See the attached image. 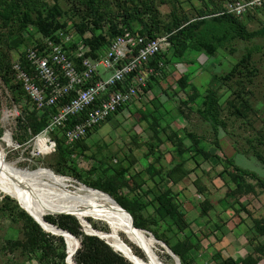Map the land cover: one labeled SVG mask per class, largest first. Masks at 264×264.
Wrapping results in <instances>:
<instances>
[{"label": "rangeland", "instance_id": "374dc122", "mask_svg": "<svg viewBox=\"0 0 264 264\" xmlns=\"http://www.w3.org/2000/svg\"><path fill=\"white\" fill-rule=\"evenodd\" d=\"M66 1L61 0L62 10L65 11L61 20L67 21L68 25H72L73 28L74 25L81 22L82 18L73 12H68L71 3L68 5ZM215 1L227 2L228 0ZM111 2L113 21L126 26L125 18L121 14L122 9L119 7V3L122 4L124 0H111ZM173 2L178 7L180 16L185 14L192 19L202 16V11H206L207 4L209 7L211 6L208 0H156L155 14L156 18L162 21V27L172 23ZM131 5L128 3L127 6ZM152 14L154 13L143 14L141 18L136 19L132 24L133 28L143 30L145 22L151 23ZM243 20L249 29H259L264 24V10ZM97 32L100 33L102 30ZM92 34L94 33L88 31L86 35L90 37ZM41 37L42 34L35 23H30L28 28L23 29L18 22L12 21L4 24L3 21H0V145L4 158L16 162L20 169L28 172L40 169L67 176L72 179L66 187L70 190H77L81 184L95 188L92 185H99V183L107 182L110 179L112 180L111 186L118 192L127 193V197L132 202L143 201L147 204L146 207H143L142 213L148 217L157 216L154 206L148 201L160 192L168 191L170 196L176 197L181 208L186 212L189 227L180 234V237L183 238L185 233L193 236L194 241L198 244V248L193 250L197 264H217L214 256L218 251L224 257L234 259L253 252L254 248L250 239L254 234L250 231L254 225V218L264 217V193L258 196L250 194L241 199V202L247 204L251 214L246 210L238 212L234 208H229V200L226 195L228 190L235 186L232 177L229 173H224L222 177L218 175L224 166L219 164L215 157L198 166L192 157V151L185 154L187 158L185 167L191 169V172L185 173L184 169L178 170L174 175L175 179L169 180L168 184L158 174L151 176L147 169L150 164H154L158 169H168L181 161L175 150L177 144L173 131L176 132L177 137H182L184 135L183 128L186 126L191 131L205 134L211 141L214 140L211 124L200 116L196 107L183 105L182 101L186 95L179 90L176 83V79L189 67L200 66L191 76L193 83L200 89L211 84L219 90L222 96L223 116L228 122L227 130L221 129L219 133L223 152L234 157L239 165L253 169L264 176V163L254 153L257 148L264 155V37L255 38L250 42L234 41L232 43L235 50L233 54L223 51L224 53L219 54L216 58H209L204 53L193 52L185 60L172 61L168 65L167 71L170 74L166 81L163 80L149 92L140 94L136 105L110 117L93 131L74 153L64 156L59 154L58 148L57 151L40 153L38 141L36 143L33 138L25 141L28 127L24 126L26 122L22 119L24 117L26 119L33 113L29 111L30 104L24 91L13 85L12 68L15 60L21 56L33 39L36 41ZM248 47L261 48V50L253 53L252 62L258 71L250 78H244L245 86L237 82L236 78L225 82L215 79V76L229 72L236 58L241 57L246 51L245 48ZM100 48L101 52L104 46ZM171 53L170 51V55ZM191 61L195 63L192 65ZM103 74L107 75L109 72L103 71ZM167 82L173 86L172 91L166 89ZM238 90L244 93L250 91L245 96L249 97L253 109L249 120L246 121L232 116L227 110L228 101L236 97ZM176 92H179L178 95ZM180 108L185 111L184 114L181 113ZM9 132H11L12 138L14 137L13 139ZM185 143L189 145L190 140L186 139ZM211 149L216 151L214 145H211ZM223 152L220 151L221 154ZM159 154H163V157L158 160ZM53 167H56L55 169H58L59 172L55 173L52 170ZM229 171L234 173L232 168ZM248 178L253 181L252 176H248ZM127 181H130L132 185L136 182L140 186L139 188L144 192L143 198L136 194V190L131 189V185H126ZM107 194L117 203L112 195ZM6 197H10L18 204V201L24 203L26 208L35 214L33 208L24 200L4 192L0 187V205L5 206L6 203L13 205L8 202ZM206 197L217 205L210 217L201 216V203L206 202L204 201ZM222 199L224 201L221 203ZM225 206L228 207L225 209ZM58 211L61 210L48 207L43 218L46 215L54 216L61 213ZM89 217H92L101 227L96 228L97 230H110L108 222L102 218ZM170 220L169 217L159 222L160 231L167 229ZM103 227L106 228L103 229ZM16 228L17 225L3 216L0 210V264H17L19 262L17 253L5 249L8 241L17 235ZM143 233L150 235L146 232ZM120 236L125 241L138 246L137 242L131 241L124 232L121 231ZM260 240L264 242V237H260ZM151 249L156 259L158 260L159 256L163 264H176L175 259L159 243H153ZM144 259L151 262L149 256ZM25 264L38 263L33 259ZM257 264H264V258Z\"/></svg>", "mask_w": 264, "mask_h": 264}, {"label": "trees", "instance_id": "16d2710c", "mask_svg": "<svg viewBox=\"0 0 264 264\" xmlns=\"http://www.w3.org/2000/svg\"><path fill=\"white\" fill-rule=\"evenodd\" d=\"M208 1L212 8L207 4L205 6L206 11H202V16L193 19L185 14L180 16L179 9L175 5V2H173L171 12L172 23L165 24L163 27L161 26L163 24L162 21L156 18V0H124L122 4L119 3V7L122 9L121 14L126 21V26L113 21L111 0H67L66 2L68 5L71 3L68 12H73L82 18L80 23L73 24L75 26L73 28H75L78 36L89 47L90 51L87 52L89 56L99 57L100 47L108 46L117 35L122 34L125 30L138 31L150 38L168 34L167 41L169 45L167 52L161 53L158 56L159 59L163 58L166 63L163 76L153 77L149 81L147 88L140 89V94H143L149 92L155 85L162 83L163 80L166 81L170 74L167 71L168 65L172 61L185 60L193 52L204 53L209 58H216L219 54H223V51H228V53L233 54L235 52L232 47L234 41L242 40L250 42L255 38L264 37V24L259 29L251 30L243 20L246 17L251 18L255 16L257 12L263 11L264 8L249 12L244 16H237L228 12L226 7L229 2L235 0H228L227 2ZM128 3L132 5L128 7ZM61 4V0H0V21H3L4 24L12 21L18 22L23 29L28 28L30 23H35L42 34L40 39L36 41L33 39V42L31 41L26 50L21 54L20 59L24 67L28 68L29 66L26 59V52L29 47L43 48L47 38L59 40L58 32L61 30L67 31V29L72 27V25H68L67 21L61 20L65 13L62 10L63 6ZM151 12L154 14H152L153 18L150 24L145 22L143 30L133 28L132 24L136 19L141 18L143 14ZM162 29L165 30L161 31ZM98 30H102V32L98 33ZM88 31L94 34L89 37L86 35ZM74 47H76V43H72L70 46V48ZM245 49L246 51L242 56L236 58L230 71L223 75L215 76V79L225 82L236 78L237 82L245 86L244 78H250L258 71L252 62V56L255 51H260L261 48L248 47ZM170 51L172 52L171 55ZM190 63L193 65L195 62L191 61ZM198 68L200 66L189 67L176 79V83L179 86V90L183 91L186 95V98L182 101L183 105L196 107L200 116L211 124L214 131V140L211 141L207 135L191 131L186 126L183 128L184 135L182 137H177L176 132L173 131L177 144L175 150L181 161L168 169H158L154 164H150L147 170H149L151 176L158 174L168 184L169 180L174 178L178 170L184 169L185 173L191 172V169L185 167L187 163L185 154L187 152H193L192 157L196 160L198 166L215 157L218 163L224 166L218 175L222 177L224 173H229L235 185L228 190L226 195V198L229 200V208H234L238 212L246 210V212L251 214L247 208V204L241 202V199L250 194L256 196L261 193L263 194L264 176L253 169L239 165L234 157L223 152L219 133L221 129H224V131L227 130L228 122L223 116L224 104L222 102V96L219 90L211 84L200 89L193 83L191 76ZM13 74L14 87L24 91L22 84L15 81L14 69ZM166 89L172 91L173 86L168 83ZM176 93L178 95L179 92ZM247 93L238 90L236 97L228 101L229 106L227 108L232 116L244 119L245 121L249 120L250 113L253 109L249 97L245 96ZM24 94H26L25 91ZM29 104V111L33 114H30L26 119L25 117L22 119L26 122L24 126L28 127L25 141H29L30 138L35 139L47 125L51 113L55 111L53 108H45L44 110L37 109L30 101ZM181 109L179 110L184 114L185 111ZM96 129L98 127L94 128L74 148L66 144L63 136L58 133H53L52 136L57 142L56 151L58 148V152L62 156L74 153L78 146ZM186 139L190 140L189 145L185 143ZM211 145L215 146L216 151L211 149ZM220 151L223 153L221 154ZM254 153L264 163V155L257 148L254 150ZM161 157H163V154H159L158 160ZM55 168L53 167L52 170L55 173L59 172ZM231 168L234 173L229 171ZM248 176H252L254 182L249 180ZM111 181L109 179L107 182L92 186L112 195L123 208L132 214L136 227L147 229L158 239L164 241L179 256L182 264H197V258L194 256L193 250L198 248V244L194 241L193 236L185 233L183 238L180 237V234L189 227V224L186 219V212L181 208L176 197L170 196L168 191L160 192L152 197L148 202L152 203L158 217H148L142 213L143 207H146L147 204L143 201L132 202L127 197V193L118 192L116 188H113L110 183ZM125 183L128 186L131 185V189L136 190V194L140 198H143L144 192L136 182L134 185L130 184V181ZM6 199L11 204L13 203V205H7V203L5 206L0 205V210L3 216L9 218L14 225H17L16 230L18 231L17 235L13 236L15 238L8 241L5 249L17 253L19 261L17 264H25L33 259L38 264H71L69 261L68 245L65 237L59 233L61 231L60 229H63L66 236L71 240L69 246L71 253L76 248L74 260L78 264H134L121 252L115 250L105 239L86 233L82 223L75 215L63 213V211L67 210L58 211L61 213L54 216L46 215L44 219L53 226L54 224L57 225V227H49L45 230L31 215L33 213L22 202L18 201L19 205L10 197H6ZM204 201L206 202L201 203V216L210 217L211 212L216 209L217 205L208 197ZM222 201L224 199L221 200V203ZM226 207L228 206H225V209ZM33 215L39 220L35 214ZM126 216L130 219L129 215L126 214ZM169 217L171 218V222L168 224L169 226L166 230L160 231L159 222ZM88 220L94 228H101L92 217H89ZM250 232L254 234L253 238L250 239L254 248L253 252L246 254L244 257L234 259L232 257L226 258L218 251L214 256L217 264L259 263L264 258V242L260 240V237H264V217L254 218V225ZM256 241H258V244H256ZM125 242L132 247L137 255L146 258L141 248L132 242Z\"/></svg>", "mask_w": 264, "mask_h": 264}, {"label": "built area", "instance_id": "2783aa9c", "mask_svg": "<svg viewBox=\"0 0 264 264\" xmlns=\"http://www.w3.org/2000/svg\"><path fill=\"white\" fill-rule=\"evenodd\" d=\"M226 7L228 12L244 16L264 8V0H235ZM57 35L59 40L47 38L43 48L27 49L28 68L20 57L13 65L15 81L22 84L35 108L55 110L34 139L40 153L56 150L53 133L74 148L94 128L134 106L140 89L147 88L153 77L163 76L166 67L158 56L167 52L168 34L150 38L125 30L97 58L87 55L89 47L74 28ZM72 43L76 47L70 48ZM42 139L47 152L41 150Z\"/></svg>", "mask_w": 264, "mask_h": 264}, {"label": "bare ground", "instance_id": "6f19581e", "mask_svg": "<svg viewBox=\"0 0 264 264\" xmlns=\"http://www.w3.org/2000/svg\"><path fill=\"white\" fill-rule=\"evenodd\" d=\"M9 134L12 138L11 132ZM39 143L41 150L47 152L48 147L45 146L44 140L42 139ZM71 181L72 179L67 176L53 174L40 169L35 172L20 169L16 162H11L4 158L2 146L0 145L1 189L24 200L33 208L35 215L46 228L54 227L43 218L48 207L76 213L85 223L87 229H91L89 228L88 217L96 216L108 222L110 230H102V232L108 234H106L108 240L118 250L122 251L137 264H159L151 249V245L155 243L153 237L144 234V231L131 229V221L120 208L118 202L117 204L107 193L88 185L81 184L77 190L67 189L66 187ZM117 231L125 232L132 241L139 242L146 249L151 262L137 255L131 248L130 250L128 243L126 242L127 245L124 244L119 235H117ZM67 240L70 246V238L67 237Z\"/></svg>", "mask_w": 264, "mask_h": 264}, {"label": "water", "instance_id": "95a60500", "mask_svg": "<svg viewBox=\"0 0 264 264\" xmlns=\"http://www.w3.org/2000/svg\"><path fill=\"white\" fill-rule=\"evenodd\" d=\"M120 206V208L127 214V215H129V217H130V221H131V229H133V230H140V231H144V232H146V233H148V234H150L152 237H153V239H154V241L155 242H158V243H160V245H162L164 248H166V250H167V252L175 259V261H176V264H182L181 263V260H180V258H179V256H177L174 252H173V250L164 242V241H162V240H160V239H158L152 232H150V231H148L147 229H142V228H138V227H136L135 226V223H134V218H133V216H132V214L129 212V211H127L125 208H123L121 205H119ZM63 213H70V214H73V215H75L79 220H80V222L82 223V225H83V227H84V230H85V232L86 233H90V234H93V235H97V236H99L100 238H102V239H105L115 250H117V251H119V252H121L126 258H128L132 263H134V264H137L136 262H134L131 258H129L126 254H124L122 251H120V250H118L109 240H108V238H107V236H106V234L107 233H103L102 231H97V229L96 228H94L93 226H92V224L89 222L88 224H89V228H91V229H87V227H86V225H85V223L80 219V217L76 214V213H74V212H72V211H63ZM31 214V213H30ZM40 224H41V226L46 230V227L33 215V214H31ZM54 226L55 227H57V225H55L54 224ZM60 228V227H59ZM61 231H59V233H61L64 237H65V239H66V242H67V248H68V253H69V261H70V263L71 264H78L75 260H74V254H75V252H76V248H75V250L71 253V251H70V247H69V242H68V240H67V237H66V234H65V231L63 230V229H60ZM117 233V235H119V238H121V240L124 242V244L125 245H127V243L125 242V240L120 236V232H116ZM125 233V232H124ZM108 235V234H107ZM131 239V238H130ZM131 241H132V239H131ZM138 244V246L141 248V250L144 252V255H145V257L147 258L148 257V254H147V251H146V249L138 242L137 243ZM129 245V244H128ZM132 249V247L129 245V249ZM130 249V250H131ZM158 263L159 264H163V262L160 260V257L158 256Z\"/></svg>", "mask_w": 264, "mask_h": 264}, {"label": "crops", "instance_id": "0c3cea01", "mask_svg": "<svg viewBox=\"0 0 264 264\" xmlns=\"http://www.w3.org/2000/svg\"><path fill=\"white\" fill-rule=\"evenodd\" d=\"M138 101V100H137ZM137 101L134 103V105H136Z\"/></svg>", "mask_w": 264, "mask_h": 264}]
</instances>
